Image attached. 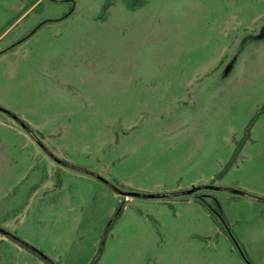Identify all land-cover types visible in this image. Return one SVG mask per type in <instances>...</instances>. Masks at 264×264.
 <instances>
[{
	"label": "rangeland",
	"instance_id": "rangeland-1",
	"mask_svg": "<svg viewBox=\"0 0 264 264\" xmlns=\"http://www.w3.org/2000/svg\"><path fill=\"white\" fill-rule=\"evenodd\" d=\"M0 264H264V0H0Z\"/></svg>",
	"mask_w": 264,
	"mask_h": 264
},
{
	"label": "trees",
	"instance_id": "trees-1",
	"mask_svg": "<svg viewBox=\"0 0 264 264\" xmlns=\"http://www.w3.org/2000/svg\"><path fill=\"white\" fill-rule=\"evenodd\" d=\"M222 219V218H221ZM223 220V222L226 224V222L224 221V219H222Z\"/></svg>",
	"mask_w": 264,
	"mask_h": 264
}]
</instances>
